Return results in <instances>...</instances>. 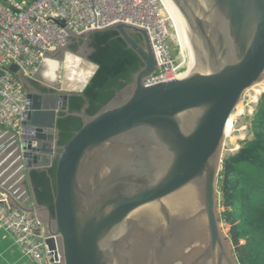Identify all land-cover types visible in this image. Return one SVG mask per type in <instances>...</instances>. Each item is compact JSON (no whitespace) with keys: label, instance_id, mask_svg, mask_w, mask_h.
<instances>
[{"label":"water","instance_id":"95a60500","mask_svg":"<svg viewBox=\"0 0 264 264\" xmlns=\"http://www.w3.org/2000/svg\"><path fill=\"white\" fill-rule=\"evenodd\" d=\"M162 1L197 65L186 80L147 87L145 80L158 70L149 35L124 23L85 35L67 29V45L47 54L61 64L67 53L89 61L92 36L115 31L139 57L143 67L133 82L94 116L87 114L84 91L56 84L43 85L51 92L44 94L33 85L44 82L41 73L28 80L17 66L9 68L23 84L30 110L21 136L10 133L0 145V191L11 208L42 221L50 250L58 252L52 261L60 257L56 264L127 263L121 253L132 244L118 243L116 236L135 228L130 215L157 204L170 225L164 200L190 188L198 192L207 243L189 264H239L223 232L217 178L229 117L244 92L264 77V0ZM80 43L81 52H74L71 47ZM74 96L85 100L79 113L70 111ZM69 116L81 119L82 128L61 146L58 123ZM54 166L52 212L39 204L31 175ZM20 173L23 192L13 183Z\"/></svg>","mask_w":264,"mask_h":264},{"label":"built area","instance_id":"2783aa9c","mask_svg":"<svg viewBox=\"0 0 264 264\" xmlns=\"http://www.w3.org/2000/svg\"><path fill=\"white\" fill-rule=\"evenodd\" d=\"M171 21L162 0H0V127L3 135L21 136L22 120L30 110L23 84L9 72L11 66H17L25 79L31 80L41 73L43 83L55 86L44 76V70L50 68V61H59L47 54H55L67 45L70 39L67 29L85 35L124 23L146 30L149 35L158 70L145 80V85L167 83L183 74L186 66V60L180 62L172 55ZM69 55L75 56L67 53L65 61L59 62L62 68L58 84L62 87L63 69L67 68ZM95 73L80 84L78 90L67 91H84ZM0 227L13 237L30 264L59 262V255L58 261H52L58 252L50 250L42 221L34 214L11 208L7 195L1 191Z\"/></svg>","mask_w":264,"mask_h":264},{"label":"trees","instance_id":"16d2710c","mask_svg":"<svg viewBox=\"0 0 264 264\" xmlns=\"http://www.w3.org/2000/svg\"><path fill=\"white\" fill-rule=\"evenodd\" d=\"M90 44L95 54L89 62L98 68L84 94L90 104L87 114L94 116L133 82L143 63L115 31L93 35ZM84 105L81 97L70 99L72 113L81 112ZM58 128L59 144L64 146L82 128V120L64 117ZM252 131L253 138L223 160L219 181L224 209L221 218L229 227L228 236L239 264H264V93L254 113ZM55 175L56 166L31 175L39 204L52 212Z\"/></svg>","mask_w":264,"mask_h":264},{"label":"bare ground","instance_id":"6f19581e","mask_svg":"<svg viewBox=\"0 0 264 264\" xmlns=\"http://www.w3.org/2000/svg\"><path fill=\"white\" fill-rule=\"evenodd\" d=\"M171 20L177 30V39L182 50V55H187L186 57L190 60L191 64L189 72L181 74L175 79L183 81L198 70L190 45L172 17ZM82 63H84L83 59L79 56H68L66 64L67 81L64 82H66V86L70 90H77L79 85L86 83L89 76L95 71V67L92 64L82 66ZM61 68V64L56 61H50V68H45L44 76L49 77L52 85L58 84ZM263 82L264 77L244 92L241 101L229 117L223 143L226 139H231L234 147L238 146L236 143L238 138L233 137L236 134V123L246 113H250L251 111L244 104L243 97L248 98L249 104H256L259 94L264 89ZM197 193L190 188L164 200L163 203L171 217L170 225L162 216L160 205L145 206L133 212L129 219L135 224V228L129 232L130 234L127 231H122L116 236L118 243L125 244L129 240L132 244L129 251L122 250L121 254L127 256V263L125 262V264H189L195 257L200 255L206 247L207 234L199 213L200 208L197 201ZM136 238H143L145 243L135 242ZM184 249L188 250L185 255L183 253Z\"/></svg>","mask_w":264,"mask_h":264},{"label":"rangeland","instance_id":"374dc122","mask_svg":"<svg viewBox=\"0 0 264 264\" xmlns=\"http://www.w3.org/2000/svg\"><path fill=\"white\" fill-rule=\"evenodd\" d=\"M170 25L171 26H170L169 29H170V34L172 35V40L170 41L171 52H172L173 57L175 59L179 60L180 62H184L186 60V63L187 64L185 66V71L183 73V74H186L187 72H189V69H190V66H191L190 60L187 59V57H186L187 55L186 56L184 54H183L184 56L182 55V50H181L180 44L178 43V39H177V30L174 27V24H173L172 21L170 22ZM139 40H141V39L139 38ZM79 45H80L79 48L80 47H83V44L82 43H80ZM74 52H76V51H74ZM83 62L84 63L81 64L82 66H84L86 64H88V65L90 64L87 60H83ZM187 65H189V66L187 67ZM63 70H64L63 71V75L66 76L67 75V68L66 69H63ZM96 70H97V68L95 69V71ZM65 81H67V78H66ZM64 87L67 88L66 82L64 83ZM263 93H264V89L259 94L258 100L263 96ZM243 102L248 107V109H250L251 111H250V113H246L236 123V126L237 127H236V132L235 133L237 135L234 134L233 137H237L238 138L236 140V143H237L238 146L235 148L234 145H233V143L231 142V139H226L225 140V142H224V148H223V152H222V155H223L222 156V159L223 160L227 156H229L231 154H234L238 149H240L243 146V144L246 141H250L253 138L252 121H253V117H254V113H255V109H256V104H253V105L249 104V100L245 96L243 97ZM221 171H222V169H221ZM221 171H220V173H221ZM219 181H220V175L217 178V190H218L219 197L221 199V192H220V187H219ZM223 211H224V209L220 206L219 207L220 216H221V214H222ZM221 224H222V228H223V232H224L225 236L226 237H229L228 236V234H229V227L224 222H221Z\"/></svg>","mask_w":264,"mask_h":264},{"label":"crops","instance_id":"0c3cea01","mask_svg":"<svg viewBox=\"0 0 264 264\" xmlns=\"http://www.w3.org/2000/svg\"><path fill=\"white\" fill-rule=\"evenodd\" d=\"M92 66L98 68L94 64H92ZM64 79L66 80V76H64ZM64 81H63L64 90H70L69 88L64 87V83H65ZM3 133L4 130L0 127V136L3 135ZM9 137H10L9 134L5 136L3 135V137L0 140V145L6 143ZM6 177L7 176H5V178ZM13 180H14L13 183L19 182L17 183V188L21 187L22 192L26 190L25 188L26 186H24V180L22 178V173L18 174V176H16L15 179ZM0 264H30L28 258H26L22 253V251L16 246L13 237L5 230H3L1 227H0Z\"/></svg>","mask_w":264,"mask_h":264},{"label":"flooded vegetation","instance_id":"af4514ba","mask_svg":"<svg viewBox=\"0 0 264 264\" xmlns=\"http://www.w3.org/2000/svg\"><path fill=\"white\" fill-rule=\"evenodd\" d=\"M79 46H80L79 44H78V45H73V46L71 47V49H72L73 51H76V52H81V50H82L83 47H80V48H79ZM89 50L91 51V55H90V57H91L93 54H95V49L92 47L91 44L89 45ZM90 57H89V58H90ZM33 85H34L38 90H40L42 93H44V94H49V93H51L49 90L43 88V85H47L46 83H42V84L33 83Z\"/></svg>","mask_w":264,"mask_h":264}]
</instances>
